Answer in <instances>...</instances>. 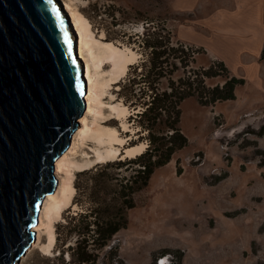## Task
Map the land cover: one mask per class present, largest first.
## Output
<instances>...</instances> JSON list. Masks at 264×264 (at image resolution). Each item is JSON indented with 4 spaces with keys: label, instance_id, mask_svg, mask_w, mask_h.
I'll list each match as a JSON object with an SVG mask.
<instances>
[{
    "label": "rangeland",
    "instance_id": "1",
    "mask_svg": "<svg viewBox=\"0 0 264 264\" xmlns=\"http://www.w3.org/2000/svg\"><path fill=\"white\" fill-rule=\"evenodd\" d=\"M60 1L63 6L68 2L90 21L96 38L133 49L138 54L134 64L147 57L142 41L148 22L167 28L170 45L179 49L171 59L177 67L169 66L174 72L169 77L177 84L180 77L187 78L194 70L220 60L231 76L245 80L236 88L233 100L203 105L190 97L181 104L180 127L188 146L177 151L169 164L156 170L150 184L134 194L137 206L129 211V227L100 250L96 264H109L106 255L112 246L119 247L127 264H264V0ZM190 48L198 54L185 67ZM106 65L105 70H110L111 62ZM133 67L109 89L113 96L105 95L103 125L118 129L127 139L125 147L145 143L148 149L152 145L153 156L171 145L169 135H155L156 141L151 143V132L141 125L137 114L144 107L132 105L139 96L128 99L129 89L124 86L134 78ZM221 68L216 65L215 71L223 74ZM201 80V87L207 88L224 83L221 76ZM166 84L163 79L161 89ZM143 88L142 84L133 87L139 94ZM118 101L128 107L124 116L109 107ZM96 145L87 142L74 159L82 161L85 154H94ZM93 167L75 168L74 186L79 172ZM137 169L138 165H131L127 170L124 166L112 171L129 179ZM57 176L60 180L64 173ZM89 177L82 176L77 182ZM75 194L55 222L56 241L50 251L42 248L48 243L43 229L41 242L35 245V239L19 264H70L68 249L76 237H68L65 244L57 237L65 236L61 225H66L68 217L85 213L89 207L84 196L75 201ZM108 197L112 198L111 191Z\"/></svg>",
    "mask_w": 264,
    "mask_h": 264
},
{
    "label": "water",
    "instance_id": "2",
    "mask_svg": "<svg viewBox=\"0 0 264 264\" xmlns=\"http://www.w3.org/2000/svg\"><path fill=\"white\" fill-rule=\"evenodd\" d=\"M71 20L56 0H0V264H16L85 112Z\"/></svg>",
    "mask_w": 264,
    "mask_h": 264
},
{
    "label": "trees",
    "instance_id": "3",
    "mask_svg": "<svg viewBox=\"0 0 264 264\" xmlns=\"http://www.w3.org/2000/svg\"><path fill=\"white\" fill-rule=\"evenodd\" d=\"M148 23L142 41L143 47L148 50L147 57L142 62L131 65L134 66V78L129 79L124 86L129 89L128 99L131 96H139L132 105L144 107L137 115L141 125L151 132V143L156 141L155 135L161 134L169 135L167 137L171 145L159 154H153L157 155L156 160H153L151 145L135 157L98 163L91 169L79 172L74 200L78 201L80 196H84L89 207L85 213L68 217L66 225H61L65 229V236L62 239V235L58 234L57 237L63 244L68 237H76L75 244L68 249L71 256L70 264H96L100 250L108 247L121 230L128 228L129 211L137 206L134 194L149 185L156 169L168 164L177 151L188 146L189 140L180 127L181 104L190 97L197 98L203 105L233 100L236 98V88L245 83L244 79L231 76L229 68L220 60L213 61L206 69L194 70L187 78L180 77L177 84V81L169 77L174 73L169 66L177 67V63L171 62V59L176 58L179 49L170 45L171 34L167 28L155 26L154 21ZM197 54L198 51L195 49H189V56L184 60L185 67L195 62ZM216 65L222 67L223 74L215 71ZM139 68H142L140 74ZM203 76L208 78L221 76L224 83L208 88L201 87ZM163 79L167 80V84L166 88L161 89ZM137 84L144 86L141 94L133 89ZM131 165H138V169L129 179L126 175L121 176L112 171L122 169L124 166L127 170ZM82 176L90 177L81 183L77 182ZM110 191L112 198L108 197ZM63 254L64 250L61 252V255ZM106 258L109 264H127L120 255L119 247L116 246L110 247Z\"/></svg>",
    "mask_w": 264,
    "mask_h": 264
},
{
    "label": "bare ground",
    "instance_id": "4",
    "mask_svg": "<svg viewBox=\"0 0 264 264\" xmlns=\"http://www.w3.org/2000/svg\"><path fill=\"white\" fill-rule=\"evenodd\" d=\"M56 1L71 20V30L77 41L78 58L84 69L87 92L85 94L86 109L79 119L78 128L71 137L69 148L56 160L55 176L57 178L59 173H64V176L60 177V180L57 178L58 186L43 206L39 222L32 228V231L37 232L35 245L41 242L43 229L47 231L48 243L42 245L45 251H50L56 241L55 222L72 204V198L76 192L72 181L74 169L90 168L94 164L105 163L117 157L132 158L143 153L147 147L145 143L125 147L127 139L120 135L119 130L103 125L107 116L104 111L106 106L104 97L110 93L109 89L126 75L129 66L136 62L138 54L129 47L122 48L111 41L105 42L96 38L90 21L82 13L73 9L68 2H65L63 6L60 0ZM108 62H111V69L107 71L105 67ZM109 107L117 111L119 117L128 112V107L122 102ZM122 126L128 129L124 121ZM89 141L97 144V147L93 149L94 154H85L82 161L74 159L73 156L78 149ZM122 148L124 152L121 151ZM31 247L26 251V255Z\"/></svg>",
    "mask_w": 264,
    "mask_h": 264
},
{
    "label": "crops",
    "instance_id": "5",
    "mask_svg": "<svg viewBox=\"0 0 264 264\" xmlns=\"http://www.w3.org/2000/svg\"><path fill=\"white\" fill-rule=\"evenodd\" d=\"M259 42H260V48H259L260 50H259V51H261V47H262L263 40H260ZM172 160H173V158H172ZM172 160H171V161H172ZM168 164H169V163H168ZM166 165H167V164H166ZM164 166H165V165H164ZM159 168H160V167H159ZM159 168H158V169H159ZM158 169H156V170L158 171ZM156 170H155V172H156ZM155 172H154V174H155ZM154 174H153V175H154ZM153 175H152V177H153ZM152 177H151V179H150V182H151V180H152ZM150 182H149V184H150ZM129 223H130V221H129ZM128 227H129V225H128Z\"/></svg>",
    "mask_w": 264,
    "mask_h": 264
}]
</instances>
